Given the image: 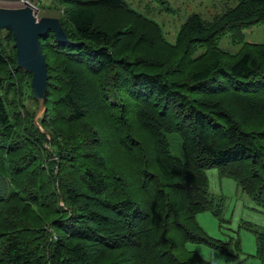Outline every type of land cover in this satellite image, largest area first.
Returning a JSON list of instances; mask_svg holds the SVG:
<instances>
[{
	"label": "trees",
	"instance_id": "obj_1",
	"mask_svg": "<svg viewBox=\"0 0 264 264\" xmlns=\"http://www.w3.org/2000/svg\"><path fill=\"white\" fill-rule=\"evenodd\" d=\"M54 1L67 41L39 37L36 118L31 74L0 30V264H214L187 246L227 252L197 221L222 208L207 170L264 213V43L244 34L264 24V0L192 13L174 42L126 0ZM227 34L238 51L220 46Z\"/></svg>",
	"mask_w": 264,
	"mask_h": 264
},
{
	"label": "rangeland",
	"instance_id": "obj_2",
	"mask_svg": "<svg viewBox=\"0 0 264 264\" xmlns=\"http://www.w3.org/2000/svg\"><path fill=\"white\" fill-rule=\"evenodd\" d=\"M131 7L156 21L170 42L176 40L187 17L192 13L210 19L222 13L233 0H126ZM36 16H53L51 7L59 4L54 0L32 2ZM23 5L22 0H0V7L16 8ZM245 40L250 43H264V24L244 29ZM220 46L236 52L240 45L232 42L230 34L220 40ZM30 110L32 102L26 103ZM40 114L36 113L35 118ZM172 154L182 158L181 140L176 134L170 135ZM208 185L216 201L223 199L221 213L215 215L206 210L197 214V221L204 233L225 243L227 252L205 243H188L191 250L198 251L205 260L214 264H264L257 256V242L254 230L264 231V213L254 199L244 192L232 178L222 176L217 168L207 170ZM239 244V247H238Z\"/></svg>",
	"mask_w": 264,
	"mask_h": 264
},
{
	"label": "water",
	"instance_id": "obj_3",
	"mask_svg": "<svg viewBox=\"0 0 264 264\" xmlns=\"http://www.w3.org/2000/svg\"><path fill=\"white\" fill-rule=\"evenodd\" d=\"M0 30L11 33L17 66L30 72L32 96L37 101L36 113H41L44 109L47 71L39 37L50 30L58 41H67L60 21L53 16L36 17L32 7L24 2L16 8L0 7Z\"/></svg>",
	"mask_w": 264,
	"mask_h": 264
},
{
	"label": "built area",
	"instance_id": "obj_4",
	"mask_svg": "<svg viewBox=\"0 0 264 264\" xmlns=\"http://www.w3.org/2000/svg\"><path fill=\"white\" fill-rule=\"evenodd\" d=\"M22 2H23V3H24V2H28V4L32 7L33 12L35 13L36 8H35V6L33 5L32 2H29V0H22ZM35 16H36V13H35ZM36 17H37V16H36Z\"/></svg>",
	"mask_w": 264,
	"mask_h": 264
}]
</instances>
